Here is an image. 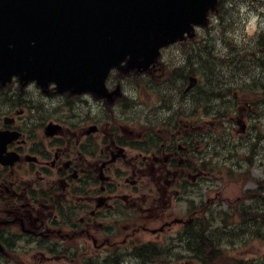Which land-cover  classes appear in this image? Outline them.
Returning <instances> with one entry per match:
<instances>
[{
  "label": "flooded vegetation",
  "instance_id": "af4514ba",
  "mask_svg": "<svg viewBox=\"0 0 264 264\" xmlns=\"http://www.w3.org/2000/svg\"><path fill=\"white\" fill-rule=\"evenodd\" d=\"M168 61L163 58L142 81L154 97V108H170L175 96L182 102L189 94L184 80L174 84ZM3 102L12 107L0 112V200H15L25 210L0 215V258L9 264L29 256L12 251L17 233L34 245L32 257L40 259L35 264H121L125 257L141 260L152 254L201 257L210 248L216 250L217 239L228 234L230 226L219 230L204 222L211 203L218 207L224 200L232 207L233 201L215 184L217 192L203 201L205 189L212 193L211 186H205L210 177L222 179L221 164L232 171L230 175L242 168L236 161L243 143L231 141L228 124L220 122L226 129L214 126L213 132L207 131L201 122L190 123L180 108L155 127L91 120L73 129L40 117L41 123L29 128L25 121L38 109L19 95L8 97L6 91L0 92ZM241 131L246 137L253 135L246 124ZM255 197L259 198L250 193L251 205L241 204L247 213L257 203ZM261 204L264 214L263 195ZM250 220L241 223L249 225ZM8 232L12 235L5 239ZM50 241L56 244L49 246Z\"/></svg>",
  "mask_w": 264,
  "mask_h": 264
},
{
  "label": "water",
  "instance_id": "95a60500",
  "mask_svg": "<svg viewBox=\"0 0 264 264\" xmlns=\"http://www.w3.org/2000/svg\"><path fill=\"white\" fill-rule=\"evenodd\" d=\"M219 4L220 0H0V79L19 75L57 81L61 90H88L91 84H104L109 69L129 56V67L146 69L162 48L193 37V24L208 27L206 15Z\"/></svg>",
  "mask_w": 264,
  "mask_h": 264
},
{
  "label": "rangeland",
  "instance_id": "374dc122",
  "mask_svg": "<svg viewBox=\"0 0 264 264\" xmlns=\"http://www.w3.org/2000/svg\"><path fill=\"white\" fill-rule=\"evenodd\" d=\"M228 3V4H227ZM240 3H247L250 9L256 11L260 17H264V12L259 11L260 8L264 7V0H226L227 6L229 4L233 5V7L229 8L227 7V12H224V16L222 17V21L225 22L222 25H225L228 27L229 31L231 32V35L233 38L237 39L238 41L242 42L243 40H248L250 38H254L259 35L261 31H264V28L261 27V23L259 19H252L250 22H243L241 23V17L238 14L237 5ZM220 22L212 21L211 26L208 31H213L214 33L220 28ZM219 24V25H218ZM218 25V26H217ZM221 30V29H220ZM219 30V32H220ZM262 33V32H261ZM217 38V35L214 37ZM252 38V39H253ZM188 50H190V47H187ZM218 49L220 51L224 50V46L222 43H219ZM190 52H182V51H175L170 50L165 54V58H168L170 61H168V65L172 62V69L175 71L174 74V84L179 79L185 81V89L189 85V78L190 76H194L198 78V83L203 85V82L206 80L205 75H199L198 72H195L193 74H189L187 77H182V74H188V72L192 71V68L189 66L188 59H189ZM218 67V64L215 66ZM179 69L180 77L178 78V72L175 69ZM192 71V72H193ZM216 72H219L220 75L229 73V68L225 65H219V68L215 69ZM170 72V71H169ZM178 78V79H176ZM183 78V79H182ZM233 79L231 76H229L226 80L217 82L214 81L213 83L218 86V90H214L212 92H209L208 94H217L220 95V99L214 98L207 104V108L205 107H198L197 104H194V101L197 99V91L199 90V87L196 89V91L190 92L188 94V97H190L192 104L191 107H189L187 112V119L191 122H198L202 121L206 124V128H213L215 125L220 126V122H231L230 126V135L232 138L239 139V134L243 135V131L240 132V128H242V125H245V120L248 118V112L246 108H244L245 103H248L252 100H255V98L250 97L247 93L239 92L235 93V97L233 96V93H231V97H229L230 92H228V88L231 84H236V81H232ZM180 81V82H181ZM223 82V83H222ZM222 83V84H221ZM198 84V85H199ZM221 84V85H220ZM221 93V94H220ZM180 95V93H179ZM153 96L150 95L147 91L144 92V100L146 103L152 105L153 103ZM203 103H207V100L203 101ZM264 109V105H263ZM262 119L261 117H259ZM234 120H239L241 122V126L239 128L238 125L232 126V122ZM261 121V120H259ZM236 122V121H235ZM220 128V127H219ZM226 128L225 126H221V129ZM261 128V131L264 133V125L259 126ZM237 131V134H235V130ZM230 136V137H231ZM254 138V137H253ZM252 138V139H253ZM249 137L243 141V144L245 147H247V144L249 145L250 142ZM254 140V139H253ZM263 139H258L256 145L253 144L250 151H254V153L249 152L247 150L240 151L241 158L239 160V163H241L242 168L236 169L237 172L236 175H231L229 177V174L227 173L226 167L221 164L220 172L218 175L222 178L217 179V176L212 179L210 177L209 184L205 186H211V192L207 193V189H205V194L207 195V198H203L204 203H206L209 196H214L217 190L213 188L214 186L218 187V191H221L222 196L225 198H228L229 201H233L232 207H230L229 202H224L218 206H213V203H211L210 208V214H208V217H205L204 225L207 228L213 227L217 229H224L225 226H230V228H226V231L228 234H224L221 238L217 239L216 245H213V247L217 250H214L211 248V256L209 257L206 254L205 262L207 264H238L240 261H255L256 264H264V224H262L260 221H256V218L254 220L249 221V225L245 223H241L239 220L240 214L237 212V207L235 208V202L242 193L245 191H255L256 189H259L260 187L264 186V181H261L258 176H256L254 172V165L256 163L255 157L259 155L260 153L257 151L258 149L264 150V145H262ZM215 143V142H214ZM247 152L248 154H244ZM254 155V156H253ZM246 156H253L251 162L244 161L243 158ZM216 163V162H215ZM233 162L229 163V166H232ZM247 165V167H245ZM225 168V169H224ZM223 170V171H222ZM262 195L264 196V188L261 190ZM243 206L251 205V202L246 197H243ZM245 201H248V203H245ZM208 202V201H207ZM254 205V204H253ZM259 205H262L261 203ZM258 211L262 212V209ZM225 225V226H224ZM218 235V234H217ZM181 251L179 250L176 252V254H180ZM28 259L29 264L36 261V259L39 261V258H33L32 256H24L23 258H20L18 260H22L19 264H24V262ZM153 259V262L156 264H204L205 262L201 258H197L196 256H190L188 258H181V257H166L163 256L159 259ZM139 264H151V263H145L144 260H139ZM12 264H18L16 262H13Z\"/></svg>",
  "mask_w": 264,
  "mask_h": 264
},
{
  "label": "clouds",
  "instance_id": "9594fccd",
  "mask_svg": "<svg viewBox=\"0 0 264 264\" xmlns=\"http://www.w3.org/2000/svg\"><path fill=\"white\" fill-rule=\"evenodd\" d=\"M228 7L231 8L233 5L229 4ZM236 7L241 17V23L250 22L252 19H259L261 27L264 28V17H260L256 11L250 9L247 3H240ZM259 11L264 12V7L260 8ZM214 12L215 10H209L206 18L214 15ZM198 25L193 24L191 31L195 30ZM33 46H35V41H33ZM157 59L155 56L146 70L133 68L122 71L121 69H128V63L131 60L130 56L121 61L119 67L110 68L104 81V87L108 96L112 97L111 100L108 99V96L98 97L92 91L73 93L71 90H65L60 92L59 85L55 81L49 82L47 90H45L38 80L32 79L22 82L20 77L16 75H13L11 80L5 85L0 86V92L6 91L8 97L13 99L19 95L26 104L38 109V111L33 112L31 120L25 121L29 128L40 124V117H44L45 119L54 118L73 129L81 128L86 122L91 120L97 122L104 121L109 124L113 122L136 124L138 122L144 126L155 127L170 119L175 110L180 108L187 110L192 104L190 97H185L181 102L179 96L173 98L170 108H160L158 106L154 108V106L145 102V88L142 81L152 71L157 63ZM259 72L260 69L257 68L256 74H259ZM134 73L138 75L134 76ZM176 84L179 86L180 81H177ZM174 91L175 89H173ZM73 96L77 97V99L68 103V98ZM10 107L12 105L9 102L0 103V112L8 111ZM252 142L255 141L253 140ZM261 143L264 145V141ZM257 151L260 154L255 157L254 172L261 181H264V150L258 149ZM192 199H196V197H192ZM30 203L34 202L30 201ZM245 203H248V201H245ZM13 209L21 213L25 211L23 208H20L15 200L11 202L6 199L0 200V215ZM11 235V232L5 233V239ZM16 236L17 238L14 240L15 247L12 251L17 255L27 254L32 256L34 254V245L27 243V238L22 234L17 233ZM53 244H56V242H49V246ZM57 247L58 250H62V244H58ZM0 264H9V261L0 258ZM45 264H52V262L46 261ZM59 264H63V261L59 262ZM121 264H139V261L133 257H125L121 261Z\"/></svg>",
  "mask_w": 264,
  "mask_h": 264
},
{
  "label": "trees",
  "instance_id": "16d2710c",
  "mask_svg": "<svg viewBox=\"0 0 264 264\" xmlns=\"http://www.w3.org/2000/svg\"><path fill=\"white\" fill-rule=\"evenodd\" d=\"M253 1V0H251ZM228 4V3H227ZM227 4L222 7L218 22L220 28L214 33H204L197 41L191 45L189 60L192 71L198 72L199 75H205L206 80L203 82V90L207 92L218 90L213 82L226 80L229 76L236 81L231 84L230 91L244 92L257 99L259 102L264 101V31L258 36L252 37L242 42L233 38L228 27L221 19L224 12H227ZM218 24V25H219ZM217 25V26H218ZM221 29V30H220ZM220 30V32H219ZM217 35V38H214ZM219 43H222L224 50L218 49ZM218 64V67H215ZM219 65H225L229 68V73L220 75L215 69ZM259 68V74L256 69ZM190 74H193L194 71ZM208 104V102H207ZM206 104V105H207ZM264 223V218H263ZM117 261L113 264H117ZM238 264H244L239 262Z\"/></svg>",
  "mask_w": 264,
  "mask_h": 264
}]
</instances>
